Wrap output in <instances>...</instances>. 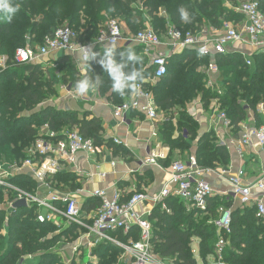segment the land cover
<instances>
[{
  "label": "trees",
  "instance_id": "trees-1",
  "mask_svg": "<svg viewBox=\"0 0 264 264\" xmlns=\"http://www.w3.org/2000/svg\"><path fill=\"white\" fill-rule=\"evenodd\" d=\"M136 1L14 0L20 5V10L11 23H0V56L6 55L9 58L5 70H0V166L12 164L14 159L19 162L24 155L23 151L35 141L43 126L58 134L65 129H77L84 139L93 141L94 145L101 143V125L98 119H80L75 112L56 109L48 104V96L54 94L53 88L58 94L60 86L64 85L76 89L75 85L79 79L94 73L101 75L103 81L98 88L99 93L108 94L110 103L120 105L132 92L122 97L112 91L110 78L98 63L103 51H98L100 53L95 60L84 64V75L76 70L70 54L58 59H53L52 54L51 57L48 56V62L42 60L16 64L12 61L16 50L26 46L35 50L62 25H67L76 32L80 46L89 44L97 38L106 15L124 16L133 35L141 30L136 31L141 27L139 18L132 17L135 11L132 4ZM225 1L147 0L144 7L151 20L159 23H153V27L162 35L167 23L185 32L196 31L201 27L219 30L226 23L240 22L242 19L238 14L235 15L224 7ZM227 1L234 4L236 2ZM259 6L264 14V0H259ZM181 7L188 10L192 17L191 22L185 23L180 19ZM160 10L167 13V18H156ZM129 49L133 50L131 46L116 50V58L119 60V53ZM136 53L142 58V63L136 67L142 68L145 77L139 84L155 94L154 100L159 110L169 113H166V120L161 124L158 133L161 142L173 151L190 150L196 140L195 122L188 117L185 109L197 96L202 97L205 105L210 100H216L220 111L225 112L233 130L236 131L239 129L238 125L246 119L247 112L251 110L255 113L259 104L264 102L262 54H253L248 59L237 54L215 55L213 61L222 73L223 81L219 91L212 92L205 88L204 76L195 72L198 64H208L209 58L199 57L193 50L174 55L168 62L165 76L152 88L155 84L150 86L146 81L153 76V68L142 55L141 48L139 53L138 50ZM247 60L250 61V66L246 65ZM52 65L56 66L59 75L53 72ZM174 109L178 112L177 126L187 132L189 139L180 135L177 138L172 136L174 127L170 111ZM212 135H203L195 149V158L201 169H215L214 164L228 163V152L213 144ZM54 178L66 185H71L74 180L71 173H61ZM11 183L28 193L33 192L35 188L33 181L22 176L13 178ZM13 197L12 192L4 194L0 187V224L3 223L7 228V239L0 237V264H20L21 260L22 264H64L59 254L48 248L53 243L62 241L66 234H73L74 226L62 232L63 224L58 229L52 222L38 223L35 210L27 207L14 209L13 213L7 214L4 201L13 200ZM232 202L230 197L222 200L214 197L209 199L206 211H199L187 210L177 198L166 199L163 203L169 213L157 206L149 216L153 228V252L160 260L170 264H199L192 254L193 239H198L199 259L202 264H210L208 258L215 257V245L219 240H223L224 264H264V225L256 217L255 207L234 208ZM86 204L87 210H93L99 202L96 199H88ZM219 209L230 214L228 234L214 225L220 215ZM198 215L204 218L200 222H194V217ZM112 236L124 244L129 240L136 242L139 240V231L133 227L125 236L121 232L113 233ZM122 254L121 248L109 242H99L92 249V256L96 259L86 264H128L127 261H122ZM71 264L79 263L73 259Z\"/></svg>",
  "mask_w": 264,
  "mask_h": 264
},
{
  "label": "built area",
  "instance_id": "built-area-1",
  "mask_svg": "<svg viewBox=\"0 0 264 264\" xmlns=\"http://www.w3.org/2000/svg\"><path fill=\"white\" fill-rule=\"evenodd\" d=\"M236 11L243 16L241 27L238 29L225 25L222 33H217V30H211L209 27L183 32L169 24L162 35L148 27L129 35L125 34L118 19H111L101 27L94 41L82 46L92 45L94 50L108 44L115 46L136 44L141 48L142 55L147 58L149 66L153 68V76L146 81L153 85L165 76L167 71V55L161 51L163 47H167L172 56L193 50L199 57L208 58L211 55L228 54V47L236 44H246L251 47L253 52L264 55V14L260 11L259 0H244ZM78 46L80 45L76 32L65 25L58 28L52 37L46 38L44 44L35 50L29 46L16 50L12 62L16 64H28L42 60L44 62L48 56L61 53L71 54L73 58H77V63L80 66H84L85 62L78 59ZM201 48L205 49L203 54L199 51ZM8 62L7 57L0 56V70H5ZM246 65L250 66L249 60L246 61ZM207 69L212 73L218 72L215 63H209ZM209 85H212L210 81ZM81 99L86 102L90 101L85 97ZM134 111L143 114L155 124L160 122V118L164 119L158 114L152 92L141 84H139L138 90L132 92L120 105L113 107L112 116L121 123L130 112ZM261 112L264 110L262 109ZM217 117L225 128H232L231 121L224 111H220ZM114 143L118 144V141L114 139ZM251 146H257L264 151V126L244 131L240 135L236 145L237 155L242 158L244 149ZM27 153V159L21 163L0 166V187L4 194L12 192L14 196L13 200L6 199L4 202L7 214L14 212L12 204L19 200H25L26 207L35 210L38 223L52 222L58 229L62 221L68 225V228L74 226L77 231L83 234V239L72 249L76 255H80L85 250L95 260L96 258L90 251L99 242L104 241L121 248L123 250L122 260L127 261L128 264H170L160 260L153 252L151 245L152 224L143 218V215L151 216L152 210H146L144 214L139 211V208L148 199L146 195L134 193L127 200H123L122 193L117 189L112 192L94 190L90 195L99 202V205L91 211L88 220L82 216L79 193L53 192L48 198H42L12 185L13 178L26 176L50 189L48 181L63 173L67 167L72 166L78 153H85L89 156L98 154V149L93 141L84 139L77 129L63 130L58 134L45 126L27 149ZM159 158L164 157L151 154L146 163L157 166ZM212 173L214 171L211 169L199 168L194 155L188 156L186 161L172 163L166 187L154 198V203L169 213L163 202L173 197L179 199L187 210L206 211L208 201L213 198L214 192L203 176ZM221 175L223 176V174ZM244 177L245 173L241 169L235 175L228 176L229 196L237 200L240 207H255L256 217L264 225V173L253 184H245ZM253 190H256L259 195H253ZM219 213V218L215 220L214 225L218 230H223L228 234L230 233V214L222 209H219ZM133 227L139 231L140 238L136 242L129 240L124 244L112 236L117 232H121L125 236ZM224 245L223 240H219L215 245L213 263L224 264L222 262ZM22 263L23 260L20 261V264Z\"/></svg>",
  "mask_w": 264,
  "mask_h": 264
},
{
  "label": "crops",
  "instance_id": "crops-1",
  "mask_svg": "<svg viewBox=\"0 0 264 264\" xmlns=\"http://www.w3.org/2000/svg\"><path fill=\"white\" fill-rule=\"evenodd\" d=\"M242 1L244 0H236L235 4L227 0L225 1L224 7L234 12L235 15L238 14L237 16H240L242 20L237 23H226L224 26L230 25L238 29L241 27L243 16L237 13L236 10L239 8ZM224 26L219 30L216 29L217 33H222ZM209 29L214 30L211 27H209ZM128 46L127 44H119L116 46V50H121ZM103 49L104 47H97L93 51L98 52L103 51ZM161 51L167 55V62L170 61L171 57H175L169 53L167 47H163ZM227 53L237 54L245 59H248V57L253 54H260L253 52L251 47L246 44H236L232 47H228ZM63 56L64 55L60 53L58 56H53V59L62 58ZM50 57L46 58L47 62L50 60ZM214 57L215 55L208 57V64L214 63ZM72 59L75 67L80 71L81 75H84V66H80V64L77 63V58ZM208 64H198L199 66L195 72L204 76L206 89L217 92L223 81L222 73L219 69L217 73H212L207 69ZM209 81L212 87L209 85ZM82 97L88 98L90 101H82ZM108 97V94L102 95L98 90L95 93L81 96L76 92V89H71L69 86L65 85L60 86L59 96L53 102L55 105H58L57 109L75 112L78 116L77 118L80 119L90 120L96 118L99 120L101 125V131L99 133L101 143L97 146L95 145L98 149V154L89 156L85 153H78L76 155L75 163L67 167L63 172L64 174L71 173L74 177L71 185L59 182L53 177L55 180L52 178L48 181L50 184L49 189L45 185L36 182L31 177L24 176L35 184V188L33 192H29L30 194L48 198L53 192L79 193V203L82 216L85 219H88L92 210H87L86 201L88 199H94L90 195L94 190H108L112 192L117 189L122 193L123 200H127L134 193H142L146 195L148 199L139 208V211L141 214H144L146 210L153 211L154 208L157 207L156 203H154V198L166 187L171 164L176 161H186L187 157L190 155L195 156L197 143L205 134H213L211 136L213 144L224 148L228 152L227 164H214L213 167L216 166V168H211L214 173L203 176V179L206 180L213 189V198L216 197L222 200L223 198L227 199L230 197L233 201L232 207L238 208L240 207L239 202L229 196L230 185L227 181L228 176L235 175L239 169H241L245 173L243 182L245 184H253L264 173V151L260 150L257 146H251L244 149V156L242 158L236 153L237 141L244 131L264 126V112H261L262 109L264 110V102L259 104L255 113L251 110L247 112L246 119L238 125L239 129L236 131L233 130V127L231 129L225 128L222 122L218 120L217 115L220 109L216 100H210L207 105H205L202 97L197 96L186 105L185 109L188 117L195 122L197 130L196 140L192 143L190 150L180 152L178 150H171V148L164 145L160 140L158 130L161 124L166 120V116H163L164 119L160 118V122L155 124L150 122L143 114L134 111L130 112L123 122L119 123L112 116V109L115 105L110 103ZM171 115L170 119L176 130V136H174V138L180 135L189 139L187 132L177 126V113L174 112V114ZM84 116L85 118H83ZM159 116L161 115L159 114ZM43 127L40 128L39 132ZM177 128L180 129V132H178ZM114 139L118 141V144L114 143ZM151 154L162 155L164 158L158 159L157 166L149 165L146 163V160ZM221 174H223V176ZM253 195L257 196L259 193L253 190ZM143 218L149 220V216L147 215H143ZM149 221L151 222V220ZM62 224L64 225L62 232H65L68 229V225L65 223ZM72 236L73 240H71L70 237V241H66L67 243H64V246L61 247L62 253H71L73 247H75L77 243L79 244V241L83 239V234L77 231L76 228ZM198 244L199 242L193 243L192 246V250L197 255L199 253ZM198 260L199 264H202L200 259ZM72 261L68 264H71ZM213 261L212 257L208 258V262L213 263Z\"/></svg>",
  "mask_w": 264,
  "mask_h": 264
},
{
  "label": "clouds",
  "instance_id": "clouds-1",
  "mask_svg": "<svg viewBox=\"0 0 264 264\" xmlns=\"http://www.w3.org/2000/svg\"><path fill=\"white\" fill-rule=\"evenodd\" d=\"M19 10L20 5L15 3L14 0H0V23H11ZM179 15L185 23L191 22L192 17L186 8L181 7ZM199 51L203 54L205 49L201 48ZM78 53V59L87 64L99 55V53L93 51L92 45L78 46ZM116 57V46L108 44L105 45L103 55L98 63L101 65L103 72L108 74L112 91L123 97L128 92L137 91L139 83L145 79L142 68L136 67V65L142 63V58L131 49L119 53V60ZM102 83L101 75L94 73L85 75L76 82V92L81 96L95 93Z\"/></svg>",
  "mask_w": 264,
  "mask_h": 264
},
{
  "label": "rangeland",
  "instance_id": "rangeland-1",
  "mask_svg": "<svg viewBox=\"0 0 264 264\" xmlns=\"http://www.w3.org/2000/svg\"><path fill=\"white\" fill-rule=\"evenodd\" d=\"M147 0H137L136 2H134L133 4H132V7H133V10H135L134 11V13H132L133 15H132V17L134 18H139V20H140V28H137L136 29V31L137 30H139V29H143L144 27H148L149 29H152V30H154V31H156L155 29H154V27H153V23H156V22H153L152 20H151V18L146 14V9H145V7H144V5H145V2H146ZM159 17H162V18H167V13L165 12V11H163V10H160V11H158L157 12V14H156V18H159ZM111 19H118L120 22H121V24H122V27H123V29H124V32L126 31V34H132V32L129 30V28H128V26H127V24H126V22H125V20H124V16H121V17H118L117 15H115V16H112V15H106L105 16V21L102 23V26H105L106 24H107V22L109 21V20H111ZM170 23H167V25H169ZM156 25H159V23L157 24L156 23ZM62 26H65V25H62ZM61 26V27H62ZM101 26V27H102ZM59 28V27H58ZM57 28V29H58ZM159 28V27H158ZM101 29V28H100ZM99 29V30H100ZM157 30H159V29H157ZM133 33H135V31H133ZM135 45L136 44H134L133 45V43H131L130 44V46L132 47V49H133V51H135V52H137V50H138V53H139V50H140V48L139 47H135ZM36 48H38V47H36ZM60 53H56V54H54L55 56H58ZM53 55V56H54ZM63 55H65V54H63ZM71 55V54H70ZM182 55V54H181ZM2 56H5V57H7L8 58V56H6V55H2ZM60 56H62V55H60ZM72 56V55H71ZM9 59V58H8ZM52 68H53V72L55 71L56 73H57V70L58 69H56V66H53L52 65ZM76 70H78L77 68H76ZM60 73H57V75H59ZM72 81L74 80V78H72L71 79ZM61 82L59 81L58 82V84H60ZM72 84V83H71ZM156 86V84L154 85V86H152V88H154ZM57 89V88H56ZM53 92H54V94H52L51 96H48V101H50L48 104H50V105H52L53 107H55L56 109L58 108V105H55L53 102L55 101V99H57L58 98V96H59V92H58V94L56 93V91H55V89L53 88V90H52ZM56 95V96H55ZM154 95V99H156V96H155V94H153ZM39 107H41V106H39ZM39 107H37V108H39ZM41 108H43V106L41 107ZM41 108H39V109H41ZM174 112H176L177 113V116H176V118L178 119V112H177V109H174V110H172L171 112H170V114H174ZM166 113H168V112H164L163 110H159V112H158V114H160L162 117L163 116H166ZM169 114V113H168ZM173 131V137L174 136H176V134H175V132H176V130L175 129H172ZM177 130H178V132H180V129L179 128H177ZM41 132V131H40ZM30 147V146H29ZM28 147V148H29ZM28 148H26L24 151H23V156H21V158H20V161L18 162L17 160H15L14 159V162H12V163H16V162H18V163H21V162H23V161H25L26 159H27V156H28V153H27V149ZM23 150V149H22ZM184 152V151H183ZM17 163V164H18ZM5 202V201H4ZM4 205H6V204H4ZM2 206H3V204H2ZM4 207V206H3ZM2 218H4V216L2 215ZM5 218H6V216H5ZM204 218V216H200V215H198V216H196V217H194V222H200L202 219ZM4 221H5V219H3ZM3 224V223H2ZM2 224H0L1 226H0V237H3V238H5V239H7V228L5 227V226H3ZM70 237H71V240H73V236H72V234H69V235H65V237H64V239L62 240V241H59V242H57V243H53L48 249H50L51 251L53 250V251H56L58 254H60L59 256H60V258H61V260L63 261V263L64 264H68V263H70V261H71V259L72 258H74V260L76 261V262H78L79 264H86L88 261L89 262H91V261H93V259H92V257L91 256H89V252L88 251H82V253L80 254V255H76V254H74L73 253V251H71V253H62L61 252V247H63L64 246V243H67L66 241H70ZM197 242H199V240L198 239H193V242H192V246H193V243H197ZM91 253H92V251H90ZM192 254H193V256H194V258L199 262V255H197V254H195V252L192 250ZM71 257V258H70ZM67 258V259H66ZM122 258V257H121ZM66 261H68V262H66ZM123 261V260H122ZM124 262V261H123ZM122 263V262H121ZM210 264L212 263V262H209Z\"/></svg>",
  "mask_w": 264,
  "mask_h": 264
},
{
  "label": "water",
  "instance_id": "water-1",
  "mask_svg": "<svg viewBox=\"0 0 264 264\" xmlns=\"http://www.w3.org/2000/svg\"><path fill=\"white\" fill-rule=\"evenodd\" d=\"M26 207V202L25 200H19L17 202H15L14 204H12V208L13 209H20V208H25Z\"/></svg>",
  "mask_w": 264,
  "mask_h": 264
}]
</instances>
